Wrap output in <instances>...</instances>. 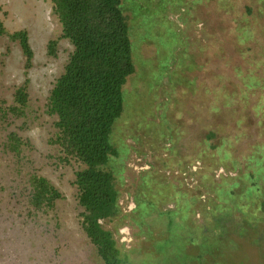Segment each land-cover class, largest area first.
I'll return each mask as SVG.
<instances>
[{
  "label": "rangeland",
  "instance_id": "374dc122",
  "mask_svg": "<svg viewBox=\"0 0 264 264\" xmlns=\"http://www.w3.org/2000/svg\"><path fill=\"white\" fill-rule=\"evenodd\" d=\"M196 1L123 0L136 71L124 86V110L111 136L119 154L109 167L118 178L124 214L135 207L131 195L140 173L151 167L199 191L203 201L211 194L200 181L204 162L195 158L193 149L195 141L215 124V118L204 110L207 94L199 86L208 83L212 72L237 80L234 66L240 58L229 41L225 54L217 56L216 31L220 25L231 24L215 7L217 0ZM0 19L10 31L26 29L34 51L26 114L0 113V264H100L81 224L82 207L74 184L79 163L62 162L58 147L50 143L57 116L46 110L50 91L74 47L61 37L62 25L51 0H0ZM52 39L58 41L55 56L48 53ZM25 78L19 43L0 35V107L13 104L15 89ZM11 133L23 140L19 153L9 146ZM164 158L169 159L167 164ZM32 172L50 179L64 194L55 210L45 213L30 204ZM222 173L225 170L220 167L212 174L218 178ZM234 212V221L245 217ZM256 214L257 229L222 237L220 254L209 258L208 264H264L262 207ZM196 219L203 224L205 214L198 213ZM167 221L166 216L151 219L154 236L163 235ZM105 226L114 231L132 258L153 254L151 238L140 234L129 217L106 221Z\"/></svg>",
  "mask_w": 264,
  "mask_h": 264
},
{
  "label": "trees",
  "instance_id": "16d2710c",
  "mask_svg": "<svg viewBox=\"0 0 264 264\" xmlns=\"http://www.w3.org/2000/svg\"><path fill=\"white\" fill-rule=\"evenodd\" d=\"M51 2L62 25L61 37L69 39L74 49L48 97L46 110L57 116L50 143L58 147L62 162L79 163L74 184L82 207L81 224L100 264H208L209 258L220 254L222 237L257 229L256 213L260 207L264 212V0L215 1L218 12L231 22L216 31L217 56L225 54L229 41L240 59L234 66L237 80L212 72L208 83L199 86L207 94L204 110L215 118V124L195 141L193 149L195 158L204 162L200 181L211 194L203 201L199 191L151 167L140 173L131 195L135 207L129 214L123 213L118 178L109 167L119 154L111 136L124 110V86L136 71L123 0ZM0 35L19 43L26 74L15 89L13 104L1 106L0 113L23 116L34 59L29 33L10 31L0 19ZM57 43L49 41V55H56ZM244 142L248 144L242 147ZM22 144L16 133L10 134L12 150L21 152ZM161 160L167 164L169 159ZM220 167L225 173L217 178L212 173ZM29 185V202L38 211H53L65 198L50 179L36 172L31 173ZM234 211L245 217L234 221ZM198 213L205 214L203 224L196 219ZM158 216L168 219L159 237L151 225V219ZM127 217L140 234L151 238L152 255L132 258L105 226L106 221Z\"/></svg>",
  "mask_w": 264,
  "mask_h": 264
}]
</instances>
